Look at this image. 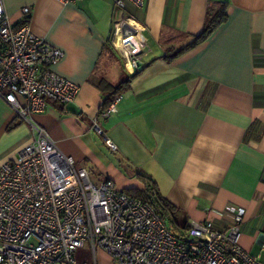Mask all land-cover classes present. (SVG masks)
<instances>
[{"label":"crops","instance_id":"crops-1","mask_svg":"<svg viewBox=\"0 0 264 264\" xmlns=\"http://www.w3.org/2000/svg\"><path fill=\"white\" fill-rule=\"evenodd\" d=\"M221 2L227 3V20L201 44L166 60L171 48L200 33L207 11ZM2 3L15 25L23 20L21 8L29 7L26 21L32 32L63 51L53 70L79 91L73 102L48 100L45 110L27 119L0 98V165L30 141L32 125L39 126L62 153L74 158L75 167L90 168L94 182L111 179L121 190L142 189L137 175L153 178L178 209L179 223L210 218L214 228L226 230L233 219L229 207L243 208L239 243L250 254L260 252L264 0L126 3V14L142 28L147 50L141 71L125 82L116 110L106 118L98 115L110 90L100 81L116 85L130 75L109 40L119 17L112 1ZM97 117L115 150L93 130ZM95 262L115 264L99 249Z\"/></svg>","mask_w":264,"mask_h":264},{"label":"built area","instance_id":"built-area-1","mask_svg":"<svg viewBox=\"0 0 264 264\" xmlns=\"http://www.w3.org/2000/svg\"><path fill=\"white\" fill-rule=\"evenodd\" d=\"M111 1L125 17L126 3L141 7L144 0ZM29 11L22 7L23 20L15 25L0 0V98L25 119L45 110L48 100L73 102L79 91L53 70L63 51L32 32L26 21ZM129 18L121 22L123 35L134 32L124 28ZM146 44L145 39L140 47ZM133 54H122L129 74L140 68ZM119 99L98 117L113 113ZM98 117L93 130L115 150ZM229 209L233 219L226 230L205 218L188 221L176 235L147 201L126 194L111 179L94 182L89 167H75L73 157L62 153L43 128L32 125L30 141L0 165V264H96V249L115 264H264V233L260 252L250 254L239 243L245 211ZM86 243L93 261L78 259Z\"/></svg>","mask_w":264,"mask_h":264},{"label":"trees","instance_id":"trees-1","mask_svg":"<svg viewBox=\"0 0 264 264\" xmlns=\"http://www.w3.org/2000/svg\"><path fill=\"white\" fill-rule=\"evenodd\" d=\"M226 6V2H221L216 8L209 9L206 13L200 33L197 35H190V40L184 45L177 48H171V50L165 55L166 60L172 61L184 52L207 40L213 34V32L227 20ZM141 69L142 66H140L138 70H135L133 73H131L127 79L121 80L116 85H111L106 81H100L101 83H104V86L110 90V92H108L109 94L105 96L100 112L106 109L116 97L121 95V90L124 88L123 85L125 82L130 81V79L138 74ZM137 178L143 185L142 189H123L122 191L128 195L147 201L153 207L155 212L163 219L168 228L176 235H180L183 230L186 229L187 223L178 222V209L161 194L157 183L153 178L144 174H138Z\"/></svg>","mask_w":264,"mask_h":264},{"label":"bare ground","instance_id":"bare-ground-1","mask_svg":"<svg viewBox=\"0 0 264 264\" xmlns=\"http://www.w3.org/2000/svg\"><path fill=\"white\" fill-rule=\"evenodd\" d=\"M125 23V22H124ZM132 27L134 29L133 33H128L126 35L121 34V26H117L116 34L117 41L115 46L122 52L124 56L133 54L132 52L139 50V47L142 45L145 40L142 28L138 26L133 18L126 20L125 29ZM137 27L138 28L137 30ZM127 68L132 69V64L130 61L127 62Z\"/></svg>","mask_w":264,"mask_h":264},{"label":"rangeland","instance_id":"rangeland-1","mask_svg":"<svg viewBox=\"0 0 264 264\" xmlns=\"http://www.w3.org/2000/svg\"><path fill=\"white\" fill-rule=\"evenodd\" d=\"M117 13H119V10H117ZM126 17H129V16L126 15L125 17H122V15L119 13L118 20L116 21V23H114L112 25V29H111V33H110V38H109V40L112 43V46L114 47V49L116 50V52L118 53V55L121 57V59L123 61V64L126 62V59L123 57L122 52H120V50L118 48H116L115 43H116V41L118 39L117 38V34H116V28H117L118 25L121 26V22L124 21V18H126ZM130 33H133V32H130ZM121 34H122V31H121ZM146 50H147L146 49V46L139 47V50H137L139 52L138 53H135L137 51L132 52V53H135V54L132 55V57H134V59H136V60H138V61L141 62V59H139V56L142 55V53L145 52ZM78 258H83L84 260H91V261H93V255H92L91 251H89L87 249V243L85 244L84 248H82L80 250V252H78Z\"/></svg>","mask_w":264,"mask_h":264},{"label":"water","instance_id":"water-1","mask_svg":"<svg viewBox=\"0 0 264 264\" xmlns=\"http://www.w3.org/2000/svg\"><path fill=\"white\" fill-rule=\"evenodd\" d=\"M125 26H126V24H125ZM133 30V29H132ZM124 34H125V31L123 32Z\"/></svg>","mask_w":264,"mask_h":264}]
</instances>
